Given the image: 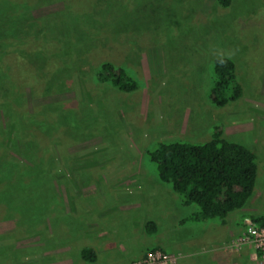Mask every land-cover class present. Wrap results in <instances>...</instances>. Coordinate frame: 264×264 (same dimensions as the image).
I'll list each match as a JSON object with an SVG mask.
<instances>
[{"label":"rangeland","instance_id":"1","mask_svg":"<svg viewBox=\"0 0 264 264\" xmlns=\"http://www.w3.org/2000/svg\"><path fill=\"white\" fill-rule=\"evenodd\" d=\"M219 57L243 89L222 109L208 100ZM103 62L137 90L97 82ZM216 127L257 156L244 210L263 216L264 0H0V264H91L84 248L124 264L150 240L173 253L179 231L210 259L226 230L217 221L145 232L175 207L147 156L205 143Z\"/></svg>","mask_w":264,"mask_h":264},{"label":"trees","instance_id":"2","mask_svg":"<svg viewBox=\"0 0 264 264\" xmlns=\"http://www.w3.org/2000/svg\"><path fill=\"white\" fill-rule=\"evenodd\" d=\"M217 2L222 9L231 4V0ZM212 74L208 100L213 107L222 109L242 98L243 89L231 59L216 58ZM95 80L121 93L137 90L133 78L108 62L98 66ZM147 157L155 167L158 181L171 188L178 203L186 208L195 207L182 224L207 221L223 224L232 213L243 210L253 196L258 172L257 156L243 145L225 139L218 127L213 129L211 138L205 143H160ZM31 180L23 183L28 185ZM250 220L264 228V215L251 216ZM155 231V224L148 222L145 232ZM80 257L91 264L97 259L93 248L82 249Z\"/></svg>","mask_w":264,"mask_h":264},{"label":"crops","instance_id":"3","mask_svg":"<svg viewBox=\"0 0 264 264\" xmlns=\"http://www.w3.org/2000/svg\"><path fill=\"white\" fill-rule=\"evenodd\" d=\"M174 194V193H173ZM155 196V194L153 195ZM163 197H165L166 201H169L170 204L172 202V205L175 207H172L170 209L168 218H164V223L169 224V225H163L162 228L158 227L157 219H152L149 222H153L156 226V233H158V230L161 229L162 233H167V237H170L174 235L176 231L184 229V226H187L188 223L182 224V222L188 217L185 216L184 208L178 203V199L174 194L173 200L169 198L167 199L168 196H170L169 192L162 194ZM159 195V199L162 197ZM162 201V200H161ZM245 209V208H244ZM242 210V217H231V215L227 218L226 222L221 225L222 229H226L224 233H222L223 236V243L213 251L212 257L206 261H199L196 260L197 256L200 255L202 252L198 251V247L191 250L189 247H192L195 245L196 241L193 239V237H182V233L179 231L180 237L179 236H172L174 237V242L176 247L173 249V253L165 251L164 248H160L159 246H156L155 244H160L158 242L151 241L146 247L138 248V249H132L131 248V254H130V259H128L124 264H131L134 261L142 259L147 252H150V250H160L163 252H166L168 254H173L178 257V262L177 264H263L264 261L256 257V254L252 247L250 246H244L240 250H236L234 248H231L230 243L232 240L236 239L241 233L243 232L244 229V219H250L251 216H255L253 214H248L245 212V210ZM156 220V222L154 221ZM229 221V222H228ZM147 224L145 220V225ZM144 225V226H145ZM145 228V227H144ZM143 228V229H144ZM145 230V229H144ZM166 235V234H165ZM164 236V234H163ZM201 237H204L203 234ZM204 240V239H203ZM202 240V241H203ZM97 241V239H95ZM96 243V242H95ZM97 244V243H96ZM95 244V245H96ZM112 246V245H111ZM164 246V245H163ZM186 246V250L183 251L181 248ZM190 249L191 251H187ZM95 253H96V263H100L101 260H99V252L98 249L95 248ZM102 250V249H101ZM197 251V252H196ZM205 254V252H202ZM259 261V262H258Z\"/></svg>","mask_w":264,"mask_h":264},{"label":"built area","instance_id":"4","mask_svg":"<svg viewBox=\"0 0 264 264\" xmlns=\"http://www.w3.org/2000/svg\"><path fill=\"white\" fill-rule=\"evenodd\" d=\"M244 246L252 247L256 257L264 260V228L258 227L250 219L244 221L243 232L231 242V247L236 250ZM177 262L178 258L175 255L154 250L133 264H177Z\"/></svg>","mask_w":264,"mask_h":264}]
</instances>
